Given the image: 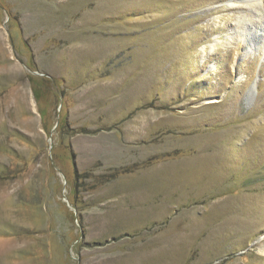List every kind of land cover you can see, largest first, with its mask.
Masks as SVG:
<instances>
[{
	"label": "rangeland",
	"instance_id": "1",
	"mask_svg": "<svg viewBox=\"0 0 264 264\" xmlns=\"http://www.w3.org/2000/svg\"><path fill=\"white\" fill-rule=\"evenodd\" d=\"M0 264H264V0H0Z\"/></svg>",
	"mask_w": 264,
	"mask_h": 264
},
{
	"label": "bare ground",
	"instance_id": "2",
	"mask_svg": "<svg viewBox=\"0 0 264 264\" xmlns=\"http://www.w3.org/2000/svg\"><path fill=\"white\" fill-rule=\"evenodd\" d=\"M254 3H256V2H254ZM253 6H254L255 10L258 9V3L253 4ZM248 15H251V14H248ZM247 17L245 19L242 18L241 21L239 20V22H237V27L239 26L241 28H244L245 27L244 25H247L246 23H244L245 20H248L250 22V25H254V26L258 27V20H255L254 18H252L250 16L248 18ZM243 35H245V34H243ZM236 37H239L238 33H236Z\"/></svg>",
	"mask_w": 264,
	"mask_h": 264
}]
</instances>
